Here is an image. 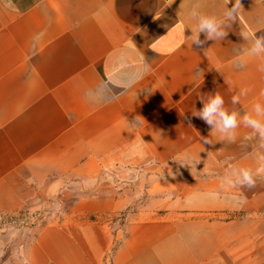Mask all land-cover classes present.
I'll return each instance as SVG.
<instances>
[{"label":"crops","instance_id":"crops-1","mask_svg":"<svg viewBox=\"0 0 264 264\" xmlns=\"http://www.w3.org/2000/svg\"><path fill=\"white\" fill-rule=\"evenodd\" d=\"M232 3L0 0V215H20L62 181L81 186L70 223L44 228L23 264H264V174L252 188L217 179L230 166L255 171L264 148L243 126L235 142L218 140L191 115L211 93L241 115L264 104L257 61L234 63L240 32L264 35V0H240L222 41L186 38L189 7L220 16ZM101 85L89 103L85 92ZM241 88L248 95L232 105ZM101 176L111 181L97 185ZM144 193L121 237L77 223L120 217Z\"/></svg>","mask_w":264,"mask_h":264},{"label":"clouds","instance_id":"clouds-1","mask_svg":"<svg viewBox=\"0 0 264 264\" xmlns=\"http://www.w3.org/2000/svg\"><path fill=\"white\" fill-rule=\"evenodd\" d=\"M240 0H233L232 7H226L220 16L210 15L201 10L199 5H193L186 10V17L190 22L185 28L190 29V44L197 47L203 45L205 41L224 40L227 35V28L237 21L240 16ZM257 32L244 30L240 32V37L244 46L237 53L234 63L243 67L248 61H257V71L264 73V35L258 36ZM204 35V40L200 35ZM105 86H97L96 89L85 92V98L89 103L100 102L101 94ZM249 89L241 88L237 94L231 97L232 105H237L241 97H246ZM264 96V91L260 92ZM202 107L191 112L192 116L201 119L210 126V132L216 134L218 140L235 142L237 139L236 130L243 126L251 132L245 136L246 140L255 139L259 148H264V104L259 101L252 104L251 111L241 113L233 108L227 109L224 105V98L218 93H211L205 96H198ZM205 144H210L208 136L201 139ZM259 166L253 171L245 167L230 166L223 174L217 177L219 187L223 190L252 188L256 185L258 178L264 174V154L258 156ZM215 193L209 196L215 198Z\"/></svg>","mask_w":264,"mask_h":264},{"label":"rangeland","instance_id":"rangeland-1","mask_svg":"<svg viewBox=\"0 0 264 264\" xmlns=\"http://www.w3.org/2000/svg\"><path fill=\"white\" fill-rule=\"evenodd\" d=\"M155 170L158 171V169ZM160 171L156 173L157 176ZM108 178L109 177L107 176H101L96 180V184L98 185L104 180L106 182H108L107 180L111 181V179ZM110 178L113 179V183L116 186L121 183L116 174L111 175ZM124 181L127 182V187H130L131 190L134 191V182L136 181ZM136 183L137 185H140L139 179ZM80 187L81 186L72 184L71 182L62 181L58 189L51 194H46L42 198H38L33 205L25 209L20 215H0V264H23L24 249L37 238L44 228L55 227L62 222L70 223L68 220H70L69 216L72 214V203L78 200L81 192ZM147 197L148 196L144 193L142 199L138 200L136 204L130 206L126 211L121 212L120 217L101 216L96 218L90 216L77 223H96V227L93 228H95V234L97 237L100 236V231L103 229L106 230V234L110 235V239L114 237L116 238L119 233V236L121 237L123 232V219L132 213H136V210L146 202ZM154 197L159 198V195ZM158 206L159 205H157V207ZM152 213H154V215H162L165 211L157 209L153 210ZM102 223H104V225ZM120 237L117 242L120 241ZM112 243H108L110 244V251L113 250L116 245ZM99 245L102 249L106 247V243L104 242ZM113 245L114 247H112Z\"/></svg>","mask_w":264,"mask_h":264}]
</instances>
